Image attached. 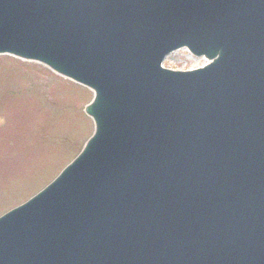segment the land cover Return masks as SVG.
<instances>
[{
  "label": "water",
  "instance_id": "obj_1",
  "mask_svg": "<svg viewBox=\"0 0 264 264\" xmlns=\"http://www.w3.org/2000/svg\"><path fill=\"white\" fill-rule=\"evenodd\" d=\"M182 46L208 64L162 68ZM0 53L90 88L94 122L0 216V264H264V0H0Z\"/></svg>",
  "mask_w": 264,
  "mask_h": 264
},
{
  "label": "rangeland",
  "instance_id": "obj_2",
  "mask_svg": "<svg viewBox=\"0 0 264 264\" xmlns=\"http://www.w3.org/2000/svg\"><path fill=\"white\" fill-rule=\"evenodd\" d=\"M203 62V58L180 50L169 55L165 65L177 70L198 67ZM30 79L37 86L29 95L18 94L20 98L9 100L10 106L0 100V131L6 134L0 139V150L5 136L13 142L5 151L6 162H0V213L52 178L92 130L91 120L82 112L90 94L82 87L43 66L0 59V99H6L10 87L28 86Z\"/></svg>",
  "mask_w": 264,
  "mask_h": 264
}]
</instances>
